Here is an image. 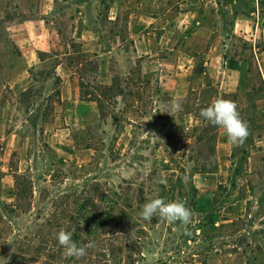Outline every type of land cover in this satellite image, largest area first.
<instances>
[{
    "label": "rangeland",
    "instance_id": "1",
    "mask_svg": "<svg viewBox=\"0 0 264 264\" xmlns=\"http://www.w3.org/2000/svg\"><path fill=\"white\" fill-rule=\"evenodd\" d=\"M77 31L103 66L98 82L149 75L181 109L166 116L160 105L133 126L102 118L68 67ZM18 77L23 89L11 85ZM217 99L237 105L249 135L222 163L219 128L216 169L204 173L195 106ZM157 197L185 202L191 223L144 220ZM75 198L94 264H264V0H0V242L67 216ZM97 210L104 217L91 219Z\"/></svg>",
    "mask_w": 264,
    "mask_h": 264
},
{
    "label": "trees",
    "instance_id": "2",
    "mask_svg": "<svg viewBox=\"0 0 264 264\" xmlns=\"http://www.w3.org/2000/svg\"><path fill=\"white\" fill-rule=\"evenodd\" d=\"M114 23L118 25V18H115ZM80 33V31L76 32L69 45L71 55H74V57L70 59L68 67H72L77 75L80 99L95 103L102 118L110 117L116 121L118 126H133L137 119L148 117L151 120L156 115L160 105L166 106L173 101V98L160 87L158 79L151 80L149 75L136 77L138 72L133 70L124 75L112 77L107 84L98 82V55L96 53H85L82 50ZM75 55L77 56L75 57ZM209 105L195 106V108L200 112ZM174 113L169 109L166 116H173ZM198 120L200 124L192 128V133L196 136L198 148L201 149L207 146V154L209 155V158L204 162L205 165L201 168V172L212 173L216 169L215 143L219 127L211 125L201 117H198ZM162 132L159 131V134H162ZM21 181H26L25 177L17 175L14 205L20 207H22L20 205L22 200L26 199V187L24 189L21 186ZM117 196L121 198V196ZM77 201L78 199L75 198L73 209L69 206L67 216H56L54 214L50 219H44L40 224H37L30 237L17 235V237L0 242L1 257L3 258L0 264H24L28 262H40V264H94L89 253L94 246V242L87 239V235L90 233L85 232V227H83V224L81 225L87 215L84 208ZM122 201L125 200L122 199ZM129 207V204L125 205L118 202L115 211L120 214V218L129 220L130 215L125 212ZM2 208L5 211L6 206L3 205ZM96 217H104L101 210H97L96 213L93 212L91 215L93 220ZM62 229L72 231V239L79 245L92 244V247L87 249L85 256L79 259L64 256L63 248L56 240L57 233ZM6 251H8V254Z\"/></svg>",
    "mask_w": 264,
    "mask_h": 264
},
{
    "label": "clouds",
    "instance_id": "3",
    "mask_svg": "<svg viewBox=\"0 0 264 264\" xmlns=\"http://www.w3.org/2000/svg\"><path fill=\"white\" fill-rule=\"evenodd\" d=\"M169 107L170 111L177 112L181 109V104L178 100H173ZM199 115L211 125L223 129L228 143L234 146L243 144L249 135L248 125L240 118L237 105L232 101L217 99L209 106L202 109ZM158 183L164 184L166 181L161 179ZM140 216L144 220L149 221L153 216H159L160 218L167 220L169 223L179 221L187 227L192 221L193 212L189 207H186V204L183 201H166L163 197H157L143 205ZM72 236V231L62 229L57 233L56 240L63 248V254L65 257L79 259L86 255L87 249L92 247V244L79 245L72 239Z\"/></svg>",
    "mask_w": 264,
    "mask_h": 264
},
{
    "label": "crops",
    "instance_id": "4",
    "mask_svg": "<svg viewBox=\"0 0 264 264\" xmlns=\"http://www.w3.org/2000/svg\"><path fill=\"white\" fill-rule=\"evenodd\" d=\"M24 27H29L27 24H26V26H24ZM35 28V27H34ZM38 31V30H37ZM37 34L38 32H36V30L35 31H32V32H28V38L29 39H31V35L32 34ZM40 34H44V33H40ZM48 36H49V40H51V39H53L54 38V35H56V34H53V32H51V31H48V33H46ZM81 38V37H80ZM49 40L48 41H46V42H44V43H42V44H40L39 46H41V47H43L42 49H38V51H49V47H50V43H48L49 42ZM82 44V43H81ZM28 53V55L30 56V57H33V54L29 51V52H27ZM108 53H110V52H108ZM36 54V52L34 51V55ZM103 55H105V53L103 54ZM99 58V57H98ZM103 62V61H102ZM62 64V63H61ZM61 64H59L58 65V67L59 66H61V67H63ZM103 65V64H102ZM97 76L98 77H102L103 76V66H101V65H99L98 66V74H97ZM104 77V76H103ZM114 77V76H113ZM112 78V77H111ZM17 79V80H16ZM16 79H14V82H12V87H14V89H17V88H20V87H23V86H19L20 84L19 83H17V81H18V79H19V77L18 78H16ZM70 80H72V79H70ZM73 81V80H72ZM73 85V84H72ZM20 89H23V88H20ZM179 96V95H178ZM90 102V101H89ZM203 104H206V103H203ZM221 130L220 129H218V133L220 132ZM217 137H218V135H217ZM228 144L229 143H225V142H220V141H218V145L216 146V158L219 160V162H225L224 160H225V158L226 157H231L232 156V154H230V152H228V148H229V146H228Z\"/></svg>",
    "mask_w": 264,
    "mask_h": 264
}]
</instances>
